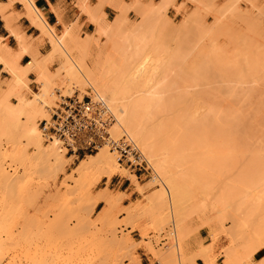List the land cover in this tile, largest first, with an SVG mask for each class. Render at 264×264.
I'll use <instances>...</instances> for the list:
<instances>
[{
  "label": "rangeland",
  "instance_id": "374dc122",
  "mask_svg": "<svg viewBox=\"0 0 264 264\" xmlns=\"http://www.w3.org/2000/svg\"><path fill=\"white\" fill-rule=\"evenodd\" d=\"M231 1L232 0H182L175 4L174 0H160L159 2L134 0L135 3L133 1L130 2V4L132 5L131 7H129L130 4L128 3L129 5L123 4V7L121 8V11L123 13L122 18L125 25L127 23L142 25L141 30L143 28L145 29L143 30L144 33L142 32V35H147L145 33H148L147 38L152 37L155 34L156 36L159 35L158 37L161 38V35L162 37H164V34L166 33L167 35L165 34V37L163 39L161 38V40L162 42L165 41L163 43H166L169 40V48L171 46L174 47V44L178 41V39L179 43H181V39H184V44H180L182 48L187 45L189 48L190 45V49H195H193L194 53L197 51L200 52L201 49H199V47L201 48L202 45V49L204 48L209 51V47L212 44L216 43L215 46L217 47V49L213 45L211 48L213 50H218V53L216 56H214L209 51L208 54L210 55L211 53V57L209 56L208 59H204V56L199 57L197 55L192 56L190 54V60V55H186L184 59H188H183L182 62L178 60V62L176 61L174 55L172 56V50H169L168 52L157 51L155 53L148 54L150 58H148L149 61H147V59L145 61L146 64L142 63V65L144 64V67H148L146 68L148 70L153 67V69L156 71L155 80L153 79L155 82L151 81L152 84L150 85L152 87V90L157 93L156 97L160 102V107L159 104L157 105L158 108H164L166 106L165 109L176 108L188 109L191 111L194 109L193 112L195 111L196 116H201L202 113L204 115L205 109L206 112L207 109H214L213 111H224L227 109L223 113H226L227 111L229 113H232L233 111V115L227 113V116L232 115V117H234V115L236 114H240L237 112V110H239V112L242 111V114L245 112L243 115L240 114V116H242L241 118H244L243 121L242 119H239V116V118H237L236 116L234 117L237 118L239 122L241 121V125L239 122V124L235 122L237 125H239V127H236L237 125L234 123V121L232 122L234 125L231 124L233 128L232 126L228 125L230 122L229 119L227 126H223L225 124V120H221L223 121L222 126L220 125L221 128L218 126L213 127L211 125H215V122H212L211 125H209V122V128H207L206 130L209 131L211 128L213 131L211 130L209 131V133L213 134L215 132L216 136L214 138H212L213 136H211V141L214 139V141H212L214 142L213 144H208L207 142L210 141L208 139H206L207 141L204 140L205 142L203 143H205L204 145L207 148H210L212 146L211 148H213V150L209 149L208 154H210V156H213L210 157L208 154H200L195 156L201 163V166L202 164H205L207 166L204 165L202 166L204 168L200 167L194 170H184L182 168L183 163L181 165L178 163V170L180 171L178 172L179 174L185 172V174L189 173L190 175H192V177L194 176L202 181H207L206 186L207 190H209L208 193L203 194L204 191L201 192V189V191H199L197 186H192V189L188 188L189 192H187L189 197L188 195H185L187 198L180 200L179 203V212L184 216V220L181 221V224L177 222V219L179 218H177L178 216H175L176 210L175 208H172L170 206L166 194V205H163L161 214L159 215V213L155 212L156 210H153L156 209V207L153 208L154 203L152 204V202L154 201V196L158 193L157 189L161 188L162 186L161 179L157 176H154L156 175L155 172H153V174L148 173L142 174L140 176H135L133 171H130L121 165H117L119 170L117 169L116 173L110 178L103 177L94 184L91 183L92 185L90 184V182H93V180L95 179V175H91V177H89L90 179L88 178V184L91 185V190L87 196V189L83 186H80V177L76 173V168L80 160L86 159L87 155H92L96 151L76 157L65 154L64 150H62L64 152H60L59 150V152L62 153L64 157V163L62 162V169V166L60 165L55 170L48 171L41 168L42 163H39L37 166H35V161H33L34 167L31 168L30 163V167L26 170L24 169V165L22 164L23 161H21V159H18L16 155L13 154L12 142L10 141V139H6L1 136L0 151L2 166L4 167L7 175H11L9 176V178H14V175H16L17 181L20 183L16 184L17 188H15L16 186L14 187L15 189L13 188L14 192H12L15 195H13L11 191L10 193L12 195H7L6 193H4V190L0 189V264H142L141 256L139 254L140 250H144L150 256L148 264H194L195 257L200 256V253H203L205 256L207 255L208 257H206L207 259H209V262L211 264H222L223 260L225 259L224 251L228 249L229 246H231L229 248L236 247L239 244H243L242 239L243 241L247 240L246 238H243L242 235H239L240 231L239 233L234 232L235 228L233 226V219L231 217H233L232 215H234L235 213L237 214V217L240 219V221L243 222V229L241 232L253 233L256 231L258 237L254 241H246L247 245L250 246V248H252L253 250V256L251 255V259L244 264H264V182H262L264 181V171H261L264 170V157H262L264 156V124H262L264 123V103H262L264 102V71L261 70L264 69V62H261L264 61V52H262L261 54V51H264L262 50L264 48L261 49V47H264V0H236V2L233 4H231ZM228 5H231V9L232 7H235V9L229 11V9H227ZM135 6H137V8L139 7L140 9L138 8V10H135ZM169 6H172V11H168ZM94 15L97 16L96 18H98L99 14L97 11H94L89 16V20L93 23V28L88 33L80 32V36H74L79 39H76L77 42H79L83 37H85L84 39H87L89 42L92 41V44L89 45L90 49H88L91 52L92 56L95 57L97 46L95 45L96 43L94 42L93 37L97 36V24L94 22ZM114 18L110 20L104 19L107 27H112L111 23L113 22ZM142 19L144 20V22ZM126 20L128 21L127 23ZM185 20L188 21H186L187 25H185ZM140 22L143 23L140 24ZM231 22L233 25H230ZM194 24L196 25L194 26ZM125 25L121 27L120 30L124 31ZM39 26L42 29V33H44L48 37L49 41L51 39L50 33L52 31V33H54L57 38L58 36L59 39L61 38L60 35H58L54 31V28H46L42 25ZM184 26L186 27L185 32H187L188 35L183 34L182 32L185 28ZM221 27L224 31L220 30ZM205 29H208L210 32L211 29L213 30L211 33H207ZM225 29L228 31H226ZM232 30L235 32L234 34ZM230 31L231 35H229ZM223 32H226V34H224ZM239 33L244 34L245 37H241V34L238 35ZM107 34L99 37L98 41L100 42L97 41L101 44H99V46H101L102 52L106 54L108 53V41L112 40L113 38L117 39L119 37V34L114 35L115 33H112V31L107 32ZM193 34H195L194 36L197 35V37H195V40L193 39ZM206 34H210L209 36L212 37V39H215V41H212V39L209 40L210 38L208 39ZM218 34H220L219 37H217ZM198 36H201V39H199ZM237 36L238 38L240 36V38H242V41L238 39ZM66 38L69 39L67 36L63 40H65L68 45L69 42L73 44L71 47H69L74 48L75 42L72 43V40L67 41ZM244 39L246 40L245 44ZM208 40L211 41V44L210 42L208 43ZM201 41H204L206 45ZM66 42L64 43L66 44ZM195 42L199 44L197 45ZM50 43L52 45V40ZM247 43L248 47H246ZM78 44H80V42ZM77 46L78 45H76V47ZM76 47L75 49L72 48L74 50H72L73 52L70 50V48L68 50L71 51L72 57L77 52L75 58L73 57L77 61L76 57H78L79 53L76 50ZM173 47H171L170 49H173ZM78 48L80 49V45L77 47V49ZM219 48L221 51L219 50ZM204 51L205 50H203V52ZM207 51L204 53H207ZM219 52L222 54V56L219 55ZM122 53V57L113 54L109 57V59L105 60L106 62H100L98 67L100 68V70L103 69L105 71L107 79L110 83L124 84L125 86H127L125 84V81L127 79H124L125 81H123L122 78L125 77H123V75H126L125 73L127 70V74H129L127 62L131 59L129 56L130 50H125ZM61 54V52L57 53V57H59L62 63L65 60V57ZM90 55L86 58V63L89 66H92L91 60L93 59V57ZM218 56H221L219 57L220 60ZM201 58L204 61H201ZM153 59L155 62L153 61ZM209 59H211V61ZM142 60L144 61V59ZM197 60L200 62H197ZM205 61L206 63H203ZM209 61L210 63H208ZM212 62H214V64ZM61 63L59 64L60 67ZM153 63L157 66H155ZM187 63L188 65L190 64V66H188ZM197 63L201 64L202 66L200 67ZM194 64L195 66L198 65L200 68L196 67V69L193 66ZM173 65L175 66V69L173 68ZM58 67L54 72L56 74V72L60 71V74L54 75L55 77H52L53 73H49L51 75H49V79L47 80L49 83H46V90L48 94L50 93L49 101L51 104H49L48 106V115H46V119L49 118L52 107L57 105V102L59 101V95L68 96L70 93V96L71 94H78L81 97L87 92L94 93L93 89L90 86H85L82 88L80 87V85L76 84V81H74V83L72 80L65 77V73L63 70L57 71ZM193 67L195 70H197L196 72L194 70V72L198 73V75L194 72H191L192 70L190 71V69ZM206 68L208 70H206ZM226 68H228V70ZM106 69H108L109 71L112 70V72L106 71ZM163 69L165 72L163 71ZM174 70L175 72H173ZM220 73H222L224 76H222V74ZM61 75H63V78ZM151 75L154 76V73ZM200 76L206 79H201ZM226 76L228 77L226 78ZM10 78H12V76H10ZM25 80L28 85V79ZM129 80L131 81L130 77L128 81ZM162 80L163 82H161ZM8 81L9 80L7 79L0 80V90H3L5 88V85ZM37 82L39 84V90L36 92H32L25 87H22L20 89V93L24 99H32L33 93L41 92V90L45 87L44 83L41 84L39 81ZM128 84L129 87H132L130 85V82ZM169 85L171 86L169 87ZM177 90L179 91V93ZM4 92L5 90L0 94H3ZM100 95L105 99L106 95H103L102 93H100ZM256 98L261 99V101ZM9 101L11 103H14L16 102V98L13 95H10ZM224 102L227 103L225 104ZM177 104L180 106V108ZM230 104L232 106H230ZM227 105L229 106V109ZM1 115H3V109H0V116ZM224 116H226V114ZM44 118L45 117H43L42 119ZM40 119L37 120L38 123L40 122ZM23 121H25L24 117L21 118L20 122L23 123ZM242 123L244 124V127ZM194 129L195 128L192 127L190 131L192 132L193 130L192 133L195 137L193 139L198 140L200 137L197 135H199V130L201 128L198 129L197 126V128L195 129H198L199 133H197L198 131H196L195 133ZM231 129H236V131L238 132V138L242 137L240 135L241 133L247 134V140L244 135L242 138L245 141H243L242 138V141L239 140L236 136V131L234 132L232 130V132L235 134L230 133ZM250 129H252V131ZM201 131L203 130L201 129ZM244 131L246 132L244 133ZM122 132L123 131L120 130V135L118 136V138L123 134L127 135L125 132ZM223 132H226V134L222 135ZM239 132L241 133L239 134ZM209 133L208 137L210 136ZM229 134L231 135V137ZM218 136L220 138L222 137V139L224 140L227 139H225L224 136H229L228 140L231 141L230 144H228L229 142L227 140V142H224L222 140L220 141V138H217ZM232 137H235L236 139L232 140ZM40 139L43 145L49 144V142L44 140L41 134ZM217 139H219V142H215L217 141ZM237 139L239 142H237ZM226 143L231 149H233L231 146H235V148L233 149L235 153L233 154H237V158L235 159L236 162H232L230 160V162H226V158L220 159V154L218 155L217 153H215V151H220L221 149H223V145H225ZM238 143L242 148L239 147L240 145H238ZM182 145L185 147L183 143ZM236 145L238 150L236 149ZM17 146L21 150L23 148L26 149V158H28L29 156L28 160L31 159L32 155L35 154L34 152H36V149L32 144L27 145L24 141H21L19 144H17ZM221 146L223 148H220ZM106 150L110 152L108 147H106ZM239 151L242 154L239 153ZM240 154L242 155L241 157L239 156ZM112 156L116 160V156L114 153H112ZM256 156L260 159L261 162L256 158ZM230 159L232 160L231 157ZM147 160L153 167L152 161L149 159ZM191 160L194 161V158H192ZM49 161H53L51 157ZM177 161L184 162V160L180 157ZM258 161L259 165H257ZM231 162L232 165H234L232 167L227 166V164L230 165ZM242 165H245V167H243ZM240 166H242L241 168L243 171L247 169V166L249 167L248 169L251 173L249 174L248 172V175L250 176H248L246 173V177L248 176L250 177V180L255 181H252L253 186H249L250 189H246L245 187L246 185L244 182L246 181L247 183L248 181L245 180L248 178L243 177L245 173L242 176L243 178H240L243 173H239V171L241 172ZM250 166L252 167V169ZM256 170L259 173H256ZM118 171L120 172V174ZM224 171H226L227 174ZM251 174L254 175L253 179ZM153 178L155 179L153 180ZM132 179L136 180L134 181ZM149 180H152V182L156 183H153L154 185L150 184L152 182H150ZM235 181H237V183L240 185L244 183L242 186L245 188V190L242 189L243 192H240L242 187L239 186V188L241 187L239 191L240 193L237 194L236 189H234V192L230 190L231 193L229 194L230 191L228 192V190L233 189L232 186L235 188V185L237 184ZM229 185L231 186V188L229 187ZM105 186L107 189L106 192L108 197L113 200V205L110 208L109 213V220H111L109 224H107L109 221L106 220V223V221L103 220L105 217V215L103 216V213L109 209L108 205L99 202L94 207L93 211H90L95 197L98 194L104 193L103 189ZM137 188H139L140 191H138L139 189ZM244 194L248 196L244 197ZM8 196L11 197V199ZM222 199L226 200L223 201ZM227 201H230V204ZM160 217H163V219ZM202 228L208 230L209 236L207 240L204 243H199L200 252L198 251L194 254L189 253V241ZM240 236L242 239L237 240L238 238H240ZM162 238L166 239L165 242L161 241ZM114 240L115 242H121L125 244V247L122 248L121 252L117 256L113 254L115 249V244L113 242ZM235 241L236 246H232V242L234 243L233 245H235ZM127 248L129 250H127ZM205 262L206 261L204 258L203 263L207 264V262Z\"/></svg>",
  "mask_w": 264,
  "mask_h": 264
},
{
  "label": "bare ground",
  "instance_id": "6f19581e",
  "mask_svg": "<svg viewBox=\"0 0 264 264\" xmlns=\"http://www.w3.org/2000/svg\"><path fill=\"white\" fill-rule=\"evenodd\" d=\"M26 3L25 0H22ZM29 1V0H28ZM118 1V0H116ZM134 2V0H132ZM238 1V0H237ZM110 2V1H109ZM120 2V1H119ZM136 2V1H135ZM134 2V3H135ZM236 0H232L231 1V4L235 3ZM31 2H29L30 4ZM116 4V3H115ZM125 4V3H124ZM130 4V3H129ZM128 4V5H129ZM118 5V4H117ZM123 4L119 3V6H118V9H119V13L115 16L113 22L111 23L112 24V27H107L106 24H105V20H104V16L105 14L101 11V13H99L100 15L98 16V18H96L97 16H95L94 18V22L97 24V36H94L93 37V40L94 42L96 43L95 45L97 46V50H96V53H95V57L92 56L91 52L89 51L90 47L89 45H91L92 41H88L87 39H84L85 37H83L79 42L80 44H78L79 42H77V40H79L76 36L77 34H75L76 36H74L72 33L70 34V30L67 28L63 31L62 35H60V39H59V36L58 38L55 36L54 33H52L51 31V39H50V42L52 40V49L49 53H47L46 55V58H42L43 61H41V63H34L35 64V69L38 71H36L38 74V78H37V81H39L41 84L44 83L45 87L41 90V92H37V93H33V98L32 99H24L23 96L21 95L20 93V89L22 87H25L28 89V85H27V82L25 79H27L26 77V74L27 72H29L31 69H32V65L33 63H29V65H25V66H20L17 64V61H18V57L20 56V54L23 52V50H20L21 52H18V53H13V52H9V51H5V52H0V62L3 63L4 65V68L8 71V73L10 74V76H12V78L9 79V81L6 83L5 85V88L3 90H0V91H4L5 92L3 94H0V109H3V115L0 116V137L3 136L4 138L6 139H10V141L12 142V150H13V154L16 155V157L18 159H21L22 164L24 165V169H28L30 167V163H31V168L34 167V164H33V161H35V166H37L39 163H42V166L41 168L42 169H46L48 171H52V170H55L58 166H62L61 169L63 168V161H64V157H63V154L60 153L62 151V149H60L59 147V143L54 140L53 142H49V144L47 145H43L42 142H41V139H40V134L41 132L39 133V130L40 128L38 129V125L39 123L37 122L38 119H42L43 117H47L46 115L47 112H48V106L50 104V93L48 94L47 92V86H46V83L48 82L47 80L49 79V73L47 71V68H46V62L50 61L49 59H51V62L54 60H52L53 56L59 52H61L62 54L61 55H64L65 57V60L61 63V67L59 65V68L57 69V71L59 70H63L64 73H65V77H67L68 79L72 80L73 82L76 81V84L77 85H80V87H85V86H90L94 93L98 96H100L101 98H103L100 93H102L103 95H106L105 97V102L107 104V107L108 109L110 110V112L113 114L114 116V120L115 122L112 124V126L110 127L109 129V133H110V136L113 138V139H118V136L120 135V130L125 132L127 134V136L132 140V142L134 143L135 147L140 151V153L146 158V159H149L152 161L153 163V167L151 166V163L149 162V165L150 167L152 168L153 172H155L156 175L154 176H157L161 179V182H162V186L161 188L157 189L158 190V193L154 196V201L152 202V204L154 203L153 205V208L156 207V209H153L156 213H159V215L161 214V210L163 208V205L166 203V195L168 197V200H169V204L172 208H175L176 210V214L175 216L179 219H177L179 222V224H181V221L184 220V216L179 212V203H180V200L182 199H185L187 198L186 196L188 195V188L192 189V186L195 187L197 186L198 187V190L203 192L204 193H208L209 190H207V181H202L200 179H197L196 177H192V175H190L189 173H186L183 172L181 174H179L178 172H180L178 169V163L181 165L183 163V166L182 168L184 170H188V169H197V168H200L202 166H204L205 164H202L201 166V163L198 161V159L195 157L197 155H200V154H208L209 152V149L213 150V148H207L203 143L205 141H207L206 139L210 140L208 141L207 143H211L213 144L214 142V139L211 141L212 138H214L216 136V133L214 132L213 134H210L209 131H211L212 129L210 128L209 131H207L206 129L209 128V125H211L212 122H215V125H211V126H218L220 127V125L222 126V122L221 120H225V124L223 126H227V123H228V119L229 121V124L230 126H232L231 124H233L232 122L234 121V123H238L239 120L237 118H239L240 120L242 119V121L244 120V118H241L242 116H240V114H242L241 112H239V110H237L238 113L240 114H236L234 115V117L236 116L237 118H234L232 117V113H234L232 111V113L230 112H226V113H223L225 112L226 110L224 111H213L212 109H207V112H206V109H205V113L203 115V113L200 115H197L196 116V113L195 111L193 112V110H188V109H165L164 108H158L157 105L160 103L159 100L157 99V93L155 91L152 90V87L150 84L151 81H154L155 80V70L153 69V67H151V69H146L148 67H144V64L142 65V63H145V61L149 58V53H155L157 51H162V52H168L169 50L173 51L171 54L172 56L174 55L176 61H180L182 62L183 59L185 58L186 55H192V56H199V57H203L204 59H208L209 56L211 57V53L212 55L216 56L217 53H218V50L217 47L215 46V44H212L213 46L216 47V51L213 50L211 47L212 45H208L210 46V55L208 54L209 51H207L206 49H202V46L201 48L199 47V49H201V51H196L197 52H193V49L191 48L190 49V45H189V48H188V45L183 47L180 46L184 44V39H181V43H179V39L178 41L174 44V47L173 49H170L169 48V45H168V42L169 40L166 42V43H163L165 41L162 42L161 38L163 39L165 37V34H164V37H162L161 35V38L153 35L152 37H149L147 38V35L148 33H145L147 35H142V32L143 30H145L144 28L141 30L142 28V25H136L134 23H127L128 21L126 20V25L125 23L123 22V13H122V6ZM127 5V4H126ZM32 6V5H31ZM100 4H98L97 6V9H101L100 8ZM116 6V5H115ZM132 5L130 4L129 7H131ZM139 6V4H138ZM231 5H228L227 9H229V11L235 9V7H230ZM126 7V6H124ZM137 8V6H135ZM141 7V6H140ZM135 10H138V8ZM34 11H37L34 9V7L32 8ZM126 9V8H125ZM140 9V8H139ZM134 10V9H133ZM39 12V11H37ZM142 13V12H141ZM236 14V13H235ZM104 15V16H102ZM245 15V14H244ZM198 16V15H197ZM200 17V15H199ZM194 18V16H193ZM188 19V18H186ZM143 20V19H142ZM192 20V19H190ZM189 20V21H190ZM194 20V19H193ZM196 20V19H195ZM201 20V19H200ZM187 20H185V25H187ZM144 22V20H143ZM142 22V23H143ZM148 22V21H147ZM191 22V21H190ZM110 23V22H109ZM124 23V24H122ZM140 22V24H142ZM183 23V22H182ZM193 23V22H192ZM203 23V22H202ZM184 24V23H183ZM201 24V23H200ZM232 24V22L230 23V25ZM125 25V29L124 31L123 30H120L121 27H123ZM192 25V24H190ZM196 24H194L195 26ZM205 25V23H204ZM221 25V24H220ZM233 25V24H232ZM180 26V25H179ZM178 26V27H179ZM183 26V25H182ZM201 26V25H200ZM222 26V25H221ZM46 28H51L49 26H45ZM153 27V26H151ZM185 27V26H184ZM226 27V26H225ZM174 28V27H173ZM202 28V27H201ZM204 28V27H203ZM224 28V27H223ZM148 29V28H147ZM171 29V28H170ZM182 29V28H181ZM185 29L186 27L184 28V30L182 31L183 34H186L188 35L187 32H185ZM227 29V28H226ZM225 29V30H226ZM155 30V29H154ZM177 30V28H176ZM193 30V29H192ZM206 30V29H205ZM208 30V29H207ZM206 32L208 33H211L213 29H211V32L208 30ZM218 30V29H217ZM222 30V27L221 29ZM235 30V29H233ZM232 30L233 34L235 33L234 31ZM112 31V33L114 32L115 34L114 35H118L119 34V37L117 39H112L108 41V44H107V50H108V53H103L102 50H101V46H99L100 41H98L99 37H101L102 35H106L107 32H110ZM188 31V29H187ZM215 31V30H214ZM224 31V30H222ZM228 31V30H226ZM122 32V33H121ZM192 32V31H190ZM202 32V31H201ZM144 33V32H143ZM200 33V32H199ZM205 33V32H204ZM224 33V32H223ZM238 33V32H236ZM191 34V33H190ZM196 34V33H195ZM195 34H193V39L195 40V37L194 36ZM226 34V32L224 33ZM241 33H239L238 35H240ZM73 35V36H71ZM108 35V34H107ZM111 35V34H110ZM167 35V34H166ZM204 35V34H203ZM210 35V34H209ZM209 35L206 34L207 38L209 40L212 39V37H210ZM214 35V34H213ZM220 34H218L217 37H219ZM222 35V34H221ZM231 35V31H230V34ZM69 39L66 38L67 41H71L72 40V43H74V46L76 47V45H80V49L76 47V50L78 51L79 55L77 58V61L74 59L75 58V55L77 54V52L75 53V55L72 57L71 55V51L73 49H75V47L72 49L70 48L73 44H71L69 42V45L68 43L63 40L65 37H67ZM146 36V37H145ZM191 36V35H190ZM212 36V35H211ZM215 36V37H216ZM226 36V35H225ZM224 36V37H225ZM76 37V38H75ZM109 37V36H108ZM168 37V36H167ZM201 36H198L199 39ZM216 37V38H217ZM236 37V36H235ZM241 37H245L244 34H241ZM71 38V39H70ZM230 38V37H229ZM238 38V36H237ZM62 39V40H61ZM77 39V40H76ZM190 39V38H189ZM197 39V38H196ZM204 39V37H203ZM231 39V38H230ZM234 39V38H232ZM241 41H242V38H239ZM237 39V40H238ZM167 40V39H166ZM198 40V39H197ZM208 40V43L210 42L211 44V41ZM215 41V39H212V41ZM218 40V39H217ZM216 40V41H217ZM61 41H64L66 42V44L64 42H61ZM98 41V42H97ZM245 39H244V44H245ZM193 42V40H192ZM199 42V41H197ZM202 42V41H201ZM200 42V43H201ZM236 42V41H235ZM89 43V44H88ZM188 43V42H187ZM196 43V42H195ZM204 43V41L202 42ZM104 44V43H103ZM164 44V45H162ZM197 44V43H196ZM199 44V43H198ZM197 44V45H198ZM205 44V43H204ZM251 44V42H250ZM65 45V46H64ZM67 45V46H66ZM101 45V44H100ZM206 45V44H205ZM70 46V47H69ZM195 46V44H194ZM245 46V45H244ZM70 50H68L69 48ZM205 47V46H204ZM246 47H248V43L246 45ZM252 47V45H251ZM89 48V49H88ZM196 48V47H195ZM207 48V47H206ZM264 48V47H261V49ZM22 49V48H21ZM103 49V48H102ZM198 49V50H199ZM248 49V48H247ZM260 49V48H258ZM94 50V49H93ZM92 50V51H93ZM125 50H130V60L127 62V65H128V69H129V74H127L128 70H124L126 71V75H123L124 78L123 81H125L124 79H127L125 82V84L127 86H125L124 84H118V83H110L107 79V75L105 74V71L103 69L100 70V68L98 67L99 63L109 59L110 56H112L113 54L114 55H118L120 57H122L123 55V51ZM195 50V49H194ZM203 50H205L204 52L207 51V53H204ZM212 50V51H211ZM220 50V48H219ZM264 50V49H262ZM74 51V50H73ZM72 51V52H73ZM80 51V52H79ZM193 54H192V52ZM221 51V50H220ZM25 52V51H24ZM259 52V51H258ZM262 52L264 51H261V54ZM175 53V54H173ZM91 54V55H90ZM260 54V53H259ZM92 56L93 59L91 60L92 61V66H89L87 63H86V58L88 56ZM170 55V54H169ZM191 55L189 56V60L191 59ZM219 55L222 56V54L219 52ZM56 56V55H55ZM58 56V55H57ZM60 56V55H59ZM213 56V57H214ZM221 56H218L221 57ZM260 56V55H259ZM116 57V56H115ZM112 58V57H111ZM46 59V60H45ZM113 59V58H112ZM144 59V61L142 60ZM150 59V58H149ZM149 59L147 61H149ZM169 59V58H168ZM188 59V58H186ZM184 59V60H186ZM199 59V58H198ZM202 59V58H201ZM212 59V58H211ZM211 59H209L211 61ZM89 60V59H88ZM195 60V59H194ZM214 60V59H213ZM220 60V58H219ZM154 61V59H153ZM178 61V62H179ZM201 61H204L203 59ZM210 61L208 63H210ZM44 62V63H43ZM106 62V61H105ZM155 62V61H154ZM162 62V61H161ZM167 62V61H165ZM197 62H200L197 60ZM221 62V61H220ZM261 62H264V61H261ZM108 63V61H107ZM203 63H206L203 62ZM214 64V62H212ZM227 63V62H226ZM245 63H248V62H245ZM260 63V62H259ZM40 64V65H39ZM44 64V66H43ZM91 64V62H90ZM146 64V63H145ZM154 64V63H153ZM181 64V63H180ZM185 64V63H183ZM192 64V62H191ZM200 67L202 66V62L201 64L197 63ZM196 64V65H197ZM225 64V63H223ZM228 64V63H227ZM148 65V64H147ZM155 65V64H154ZM179 65V64H177ZM176 65V66H177ZM188 65V63H187ZM195 66V64L193 65L195 68L196 67H199V66ZM216 65V63H215ZM260 65V64H259ZM34 66V65H33ZM130 66V67H129ZM146 66V65H145ZM150 66V65H149ZM157 66V65H155ZM190 66V64L188 65ZM204 66V64H203ZM43 67V68H42ZM175 66L173 65V68ZM194 67L190 69L191 72H194ZM199 67V68H200ZM209 67V65H208ZM225 67V66H223ZM229 67V66H228ZM110 68V67H109ZM150 68V67H149ZM237 68V67H236ZM235 68V69H236ZM259 68V67H258ZM4 69V70H5ZM56 69V68H55ZM165 69V67H164ZM163 69V71H164ZM172 69V68H170ZM175 69V68H174ZM177 69V67H176ZM197 69V68H196ZM213 69V68H212ZM217 69V68H216ZM228 70V68H226ZM231 69V68H230ZM244 69V68H243ZM261 69V68H260ZM114 70V69H113ZM151 70V71H150ZM168 70V69H167ZM189 70V69H188ZM206 70H208L206 68ZM219 70V69H218ZM225 70V69H224ZM262 71H264V69H261ZM106 71H109L108 69H106ZM158 71V70H157ZM169 71V70H168ZM189 71V72H190ZM197 70H195L196 72ZM200 71V70H199ZM213 71V70H212ZM243 71V70H241ZM109 72H112V70H110ZM114 72V71H113ZM165 72V71H164ZM175 72V70L173 71ZM190 72V73H191ZM194 72V73H195ZM205 72V71H204ZM209 72V71H208ZM154 73V76L151 75ZM179 73V71H178ZM176 73V74H178ZM193 73V74H194ZM226 73V72H224ZM57 74H60V71L59 72H55L53 73V76L52 77H55L54 75H57ZM131 74V75H130ZM170 74V73H169ZM174 74V73H173ZM198 75V73H195ZM194 74V75H195ZM222 74V73H220ZM63 75L62 78H63ZM193 75V76H194ZM200 75V74H199ZM212 75V74H211ZM51 76V75H50ZM159 76V75H158ZM196 76V75H195ZM222 76H224L222 74ZM221 76V77H222ZM51 77V78H52ZM57 77V76H56ZM131 79V81L128 79ZM201 79L203 78L202 76H200ZM228 76H226L227 78ZM168 78V77H167ZM239 78V77H238ZM53 79V78H52ZM154 79V80H153ZM196 79V78H195ZM200 79V80H201ZM204 79V78H203ZM206 79V78H205ZM204 79V80H205ZM63 80V79H62ZM66 80V79H65ZM197 80V79H196ZM227 80V79H226ZM128 81V82H127ZM209 81V80H208ZM53 82V80H52ZM70 82V81H69ZM79 84H78V83ZM122 82V80H121ZM130 82V85L132 87H129V83ZM155 82V81H154ZM163 82V80L161 81ZM174 82V81H173ZM49 83V82H48ZM68 83V82H67ZM75 83V82H74ZM124 83V82H123ZM167 83V82H166ZM71 84V83H70ZM121 85V86H120ZM73 86V85H72ZM75 86V85H74ZM123 86V87H122ZM153 86V85H152ZM157 86V85H156ZM162 86V85H161ZM171 85H169L170 87ZM127 87V88H125ZM168 87V86H167ZM175 87V86H174ZM79 88V87H78ZM81 88V90H82ZM131 88V89H130ZM166 88V87H165ZM183 88V87H182ZM160 89V88H159ZM169 89V88H168ZM167 89V90H168ZM131 90V91H130ZM164 90V88H163ZM163 90H160V91H163ZM100 93H99V92ZM157 91V90H156ZM173 91V90H172ZM178 91V90H177ZM183 91V90H182ZM0 92V93H2ZM165 92V91H164ZM170 92V91H169ZM161 93V92H160ZM158 93V94H160ZM179 93V91H178ZM183 93V92H181ZM180 93V95H181ZM187 93V92H186ZM175 94V93H174ZM232 94V93H231ZM10 95H13L15 98H16V102L14 103H11L9 101V96ZM70 95V93H69ZM72 95V94H71ZM162 95V94H160ZM179 96V95H177ZM231 96V95H230ZM253 96V95H252ZM261 96V95H260ZM219 97V96H218ZM244 97V96H243ZM250 97V96H249ZM184 98V97H183ZM189 98V97H188ZM195 98V97H194ZM198 98V97H197ZM213 98V97H212ZM222 98V97H221ZM237 98V97H236ZM262 98V97H260ZM206 99V98H205ZM224 99V98H223ZM226 99V98H225ZM230 99V98H229ZM232 99V98H231ZM256 99H259V98H256ZM255 99V101H256ZM163 100V99H162ZM210 100V99H209ZM214 100V99H213ZM221 100V99H220ZM236 100V99H235ZM199 101V100H198ZM212 101V100H211ZM223 101V100H222ZM244 101V100H243ZM254 101V102H255ZM259 101H261V99H259ZM165 102V101H164ZM193 102V101H192ZM206 102V101H204ZM217 102V101H215ZM230 102V101H229ZM236 102V101H235ZM183 103V102H181ZM179 103V104H181ZM191 103V101H190ZM225 104L227 102H224ZM234 103V102H233ZM246 103V102H245ZM261 103V102H260ZM264 103V102H262ZM51 105V104H50ZM178 105V104H177ZM194 105V104H193ZM192 105V106H193ZM238 105V103H237ZM242 105V104H241ZM240 105V106H241ZM170 106V105H169ZM179 106V105H178ZM218 106V104H217ZM228 106V105H227ZM226 106V107H227ZM230 106H232L230 104ZM159 107H160V104H159ZM177 107V106H176ZM195 107V106H194ZM210 107V106H209ZM180 108V106H179ZM234 108V107H233ZM204 109V108H202ZM228 109H229V106H228ZM231 109V108H230ZM201 110V108H200ZM197 111V110H196ZM250 111V110H248ZM262 112V111H261ZM260 112V113H261ZM207 113V114H206ZM222 113V114H220ZM232 114L230 116H227L228 114ZM236 113V112H235ZM245 113V112H244ZM243 113V114H244ZM247 113V112H246ZM258 113V112H257ZM206 114V115H205ZM226 114V116H224ZM242 114V115H243ZM255 114V112H254ZM259 114V113H258ZM262 114V113H261ZM224 116V117H223ZM239 116V117H238ZM24 117L25 118V121H23V123L20 122L21 118ZM228 117V118H227ZM261 118V117H260ZM40 119V120H41ZM247 119V118H246ZM238 120V121H237ZM252 120V119H251ZM227 121V122H226ZM246 121V120H245ZM250 121V120H249ZM210 122V124H209ZM221 124H219V123ZM241 122V121H240ZM239 122V123H240ZM235 123V124H236ZM238 123V124H239ZM253 123V122H252ZM251 123V124H252ZM209 124V125H208ZM214 124V123H213ZM218 124V125H216ZM243 124V123H242ZM245 124V122H244ZM244 124H243V127H244ZM264 124V123H262ZM234 125V124H233ZM237 125V124H236ZM235 125V126H236ZM241 125V123H240ZM198 126V129H202L203 131H201V129L198 131L195 130ZM207 126V127H206ZM234 126V128H235ZM195 128V133L196 131H198L197 133H199V136L198 140L196 139H193L195 138L193 136V130L192 132L190 131L191 129ZM236 127H239V125H237ZM241 127V126H240ZM216 128V127H215ZM221 128V127H220ZM233 128V126H232ZM262 128V127H261ZM238 129V128H237ZM240 129V128H239ZM216 130V129H215ZM219 130V129H218ZM217 130V131H218ZM233 129L230 130V133H233L232 132ZM242 130V129H241ZM240 130V131H241ZM252 131V129H250ZM213 131V130H212ZM220 131V130H219ZM218 131V132H219ZM229 131V130H227ZM234 132L236 131L233 130ZM122 132V133H123ZM242 132V131H241ZM239 132V134L241 133ZM246 131H244L245 133ZM249 132V131H248ZM194 133V134H195ZM208 133H209V137H208ZM229 133V132H228ZM238 132L236 131V136L238 138ZM260 133V132H259ZM215 134V135H214ZM221 134V133H220ZM226 134V132L222 135ZM235 134V133H233ZM232 134V136H233ZM251 134V132H250ZM230 135V134H229ZM242 137L243 135L246 137V140H247V134H240ZM196 136V137H197ZM211 136H213L211 138ZM235 136V137H236ZM252 136V135H251ZM225 139L229 142L228 144H230L231 141L228 140V137L229 136H224ZM231 137V135H230ZM233 138L232 140L236 139V138ZM241 137V138H242ZM217 138H220L219 136ZM241 138H238L239 140H241ZM237 139V142H239ZM254 139V138H253ZM205 140V141H204ZM219 139H217V141L215 142H219L218 141ZM226 141L224 139H222V137L220 138V141ZM243 140V138H242ZM241 140V141H242ZM21 141H24L26 142L27 145H33L36 149V152H34L35 154L32 155L31 159L28 160V158H26V149L23 148L22 150L17 146V144H19ZM226 141V142H227ZM245 141V140H243ZM182 143L185 145V147L182 145ZM206 143V144H207ZM233 143V141H232ZM231 143V145H232ZM242 143V142H240ZM247 143V142H246ZM181 144V145H180ZM224 144V143H223ZM228 144L226 143V147L225 145H223V147L221 146L220 148H223L221 149L220 151L217 150L215 151V153H217L220 157V159H225L226 158V162H228L229 160L232 161V162H236V158H237V154H233L235 153L234 152V148L235 146H231L233 149H231ZM221 145V144H220ZM238 145H240L238 143ZM183 146V147H182ZM106 144H101L96 152L92 155H87V158L86 159H82L80 160L77 168H76V173L79 175L80 177V186H83L84 188L87 189V196H88V193L90 192L91 190V185L94 184L95 182L99 181L101 178L103 177H106V178H110L112 175H114L118 169V162H116L117 160H115V158L112 156V153L108 152L106 150ZM209 147V146H208ZM215 147V146H214ZM228 147V149H227ZM241 147V145L239 146ZM244 147V146H243ZM250 147V146H249ZM230 148V149H229ZM242 148V147H241ZM236 149H237V145H236ZM60 150V152H59ZM215 150V148H214ZM238 150V149H237ZM245 150V148H244ZM260 150V149H259ZM258 150V151H259ZM241 151V150H240ZM239 151V153H241ZM251 151V150H250ZM64 152V151H62ZM214 152V151H213ZM238 152V151H236ZM244 152V151H243ZM245 153V152H244ZM256 153V152H255ZM254 153V154H255ZM242 154V153H241ZM239 155L240 157L242 155ZM249 154V153H248ZM258 154V153H257ZM210 156V154H208ZM212 155V154H211ZM216 155V154H215ZM217 155V156H218ZM234 155V156H233ZM244 155V154H243ZM250 155V154H249ZM256 155V154H255ZM213 156V155H212ZM210 156V157H212ZM218 156V157H219ZM254 156V155H253ZM252 156V157H253ZM50 157L51 159L53 160L52 162H50ZM181 158L184 160V162H180V161H177L178 158ZM215 157V156H214ZM230 157L232 158V160L230 159ZM239 157V158H240ZM250 157V156H249ZM264 157V156H262ZM70 158V157H69ZM194 158V161H192L191 159ZM229 158V159H227ZM257 158V156H256ZM33 159V160H32ZM235 161H234V160ZM242 159V158H241ZM244 159V158H243ZM259 161L260 159L257 158ZM224 161V160H223ZM224 161V162H225ZM229 161V162H230ZM241 161V160H240ZM257 161V160H256ZM255 161V162H256ZM259 161L256 163L257 165H259ZM63 162V163H62ZM223 162V163H224ZM232 162L230 163V165L227 164V166H233L232 165ZM250 162V161H249ZM248 162V164H249ZM261 162V161H260ZM189 163V164H188ZM254 163V162H253ZM222 164V163H221ZM236 164V163H235ZM262 164V163H261ZM224 165V164H223ZM237 165V164H236ZM189 168H188V167ZM207 166V165H205ZM243 166V165H242ZM242 166H240V169H241V172L239 171V173H242L241 175V179L244 177V178H248V179H245V180H248L247 183L246 181L244 182L245 183V187L246 189L249 188V186H253V182H255L254 180H250V175H248V172H249V167L247 166L245 169V171L242 170ZM209 167V166H208ZM229 167V168H231ZM235 167V166H234ZM237 167V166H236ZM245 167V165L243 166ZM251 167V166H250ZM259 167V166H258ZM60 168V167H59ZM204 168V167H202ZM228 168V169H229ZM257 168V167H256ZM261 168V166H260ZM260 168H259V172H260ZM238 169V168H237ZM236 169V170H237ZM244 169V168H243ZM252 169V167H251ZM255 169V168H254ZM119 170V169H118ZM238 171V170H237ZM254 171V170H253ZM261 171H264V170H261ZM25 172V171H24ZM119 172V171H118ZM188 172V171H187ZM226 174L228 172L224 171ZM258 171L256 170V173ZM258 172V173H259ZM191 173H195V172H191ZM245 173V174H244ZM246 173H247V177H246ZM251 172H249L250 174ZM253 173V172H252ZM120 174V172H119ZM185 174V175H184ZM244 174V176H243ZM91 175H95V179L93 180V182H90V184H88V178L91 177ZM126 175V174H125ZM252 175V174H251ZM9 176L11 175H7V173L5 172L4 170V167L2 166V163H1V151H0V189L4 190V193H6L7 195H12L10 193V191L12 192L15 188H17L16 184L20 183L17 181V178H16V175H14L15 177H10ZM243 176V177H242ZM254 175H252V179L254 178L253 177ZM18 177V176H17ZM156 177V178H157ZM135 178V177H134ZM90 179V178H89ZM152 179V178H151ZM155 178H153L154 180ZM19 180V178H18ZM134 180V179H132ZM136 180V179H135ZM134 180V181H135ZM158 180V179H157ZM261 180V179H259ZM92 181V180H91ZM133 181V182H134ZM150 181V180H149ZM209 181V180H208ZM253 181V182H252ZM152 182V180L150 181ZM160 182V181H159ZM237 183V181H235ZM243 182V181H242ZM264 182V181H262ZM137 183V182H136ZM154 182L150 183V184H153ZM156 183V182H155ZM154 183V184H155ZM202 183V184H201ZM242 183V185L244 184ZM249 183V184H248ZM138 184V183H137ZM153 184V185H154ZM193 184V185H192ZM231 184V183H229ZM238 184V183H237ZM236 184V185H237ZM135 185V184H134ZM191 185V187H190ZM202 185V186H201ZM235 185V184H233ZM235 185V188L232 186L233 189H229L228 192L231 190L233 191L234 189H236L237 191V194L240 193V192H243V190H245V188L238 184L237 186ZM16 186V187H15ZM239 186H241V191H240V188ZM15 187V188H14ZM19 187V186H18ZM136 187V186H135ZM229 187L231 188V186L229 185ZM4 188V189H3ZM14 188V189H13ZM209 188V186H208ZM227 188V187H226ZM225 188V190H226ZM262 188V187H261ZM139 189V188H137ZM195 189V188H194ZM201 189V190H200ZM239 189V190H238ZM250 189V188H249ZM106 186L104 187L103 189V192L102 194H98L92 205H91V208H90V211H93L94 207L99 203V202H102L106 205H108L109 209L103 213V216L105 215L104 217V221H109L107 224H109L111 222V220H109L110 218V208L112 207L113 205V200L110 199L107 195V192H106ZM142 190V189H141ZM207 190V191H206ZM140 191V189L138 190ZM188 191V192H187ZM195 191V190H194ZM231 191L229 192V194L231 193ZM240 191V192H239ZM248 191V190H247ZM1 192V190H0ZM8 192V193H7ZM14 192V191H13ZM12 192V193H13ZM234 192V191H233ZM232 192V193H233ZM166 194V195H165ZM236 194V195H237ZM13 195H15L13 193ZM186 195V196H185ZM238 196V195H237ZM246 196V194H244V197ZM248 196V195H247ZM246 196V197H247ZM4 197V195H3ZM9 197V196H8ZM86 197V196H85ZM189 197V195H188ZM7 198V197H6ZM11 199V197H9ZM193 198V196H192ZM226 198V197H225ZM230 198V197H229ZM259 198V197H258ZM238 199V198H237ZM223 200V199H222ZM226 200V199H224ZM223 200V201H224ZM230 200V199H228ZM235 200V199H234ZM233 201V200H232ZM239 201V200H238ZM250 201V200H249ZM228 202V201H227ZM230 202V201H229ZM228 202V203H229ZM237 202V200H236ZM221 203V202H220ZM235 203V202H234ZM230 204V203H229ZM166 205V204H165ZM7 209V208H6ZM109 214V215H108ZM108 215V216H107ZM174 215V214H173ZM233 217H231L233 219V226H234V232L235 233H239V235H242L243 238H246L247 242L249 241H254L255 239H257V234H256V231L253 232V233H242V229H243V222L240 221V219L237 217V214L235 213L234 215H232ZM107 218V219H106ZM163 219V217H160ZM175 221V219H174ZM185 224V223H184ZM179 226V225H178ZM1 227V226H0ZM185 228V227H184ZM179 231V230H178ZM177 232V231H176ZM233 232V231H232ZM259 232V231H258ZM177 235V234H176ZM238 235V237H239ZM230 236V235H229ZM233 236V235H232ZM236 238V237H235ZM232 239V238H231ZM237 239V238H236ZM239 239H242L241 236L240 238H238L237 240ZM236 240V241H237ZM178 241V240H177ZM233 241V240H231ZM236 241H235V245H233L234 243L232 242V246H236ZM246 241H243L242 239V242L243 244H239V248L238 246L236 247H232V248H229L231 246L228 247V249H226L224 252V256H225V259L223 260L222 264H244V263H247L248 260H250L251 258V255L253 256V250L252 248H250V246L247 245V242ZM115 246H114V252L113 254L115 256H117L122 248L125 247V244L124 243H121V242H115V240L113 241ZM238 242V241H237ZM1 243V242H0ZM241 243V242H240ZM231 245V244H230ZM250 245V244H249ZM178 247V246H177ZM1 248V246H0ZM127 250H129L127 248ZM200 252V251H199ZM130 253V252H129ZM207 256V255H206ZM203 253H200V257L205 258V261L207 262V264H211L209 262V259H207ZM138 260V259H137ZM188 261V260H187ZM205 262V263H206ZM37 264H40V263H37ZM189 264V263H188Z\"/></svg>",
  "mask_w": 264,
  "mask_h": 264
},
{
  "label": "crops",
  "instance_id": "0c3cea01",
  "mask_svg": "<svg viewBox=\"0 0 264 264\" xmlns=\"http://www.w3.org/2000/svg\"><path fill=\"white\" fill-rule=\"evenodd\" d=\"M25 1L26 3L22 0H0V52L9 51L18 53L21 52L20 50H23L18 57L17 64L25 66L33 63L34 66L32 65V69L27 72L26 77L28 79V90L36 92L39 90V84L37 82L39 73H37V68L34 71V63H41L46 58L47 53L52 49L48 37L42 33L39 25H47L54 28V31L58 35H61L68 28L71 31L70 33L80 36V32L88 33L93 28V23L89 20L92 12L97 11L99 14L102 11L105 14L104 19L110 20L119 13L117 7L119 3L128 4L132 0ZM140 1L159 2L160 0ZM180 1L182 0H174V3L176 4ZM29 2L31 3L29 4ZM98 4L101 5V9H97ZM33 7L39 12L34 11L32 9ZM168 11H172V6L168 7ZM55 55L52 58V60L54 59L52 62L51 59L46 63L43 62L46 64L48 73H54L55 68L60 64L61 60L57 57V54ZM4 69L3 63L0 62V80H9L10 74ZM208 236L207 229H200L189 241L188 252L192 254L198 252L200 247L199 243H204ZM139 254L142 264H148L150 256L144 250H140ZM194 264L204 263L200 256H196Z\"/></svg>",
  "mask_w": 264,
  "mask_h": 264
},
{
  "label": "built area",
  "instance_id": "2783aa9c",
  "mask_svg": "<svg viewBox=\"0 0 264 264\" xmlns=\"http://www.w3.org/2000/svg\"><path fill=\"white\" fill-rule=\"evenodd\" d=\"M114 116L103 98L93 92L61 96L52 107L49 118L39 122L41 136L47 142L56 140L69 156H80L106 144L119 165L133 171L135 176L153 174L147 159L125 134L118 139L110 136ZM165 238L161 241L165 242Z\"/></svg>",
  "mask_w": 264,
  "mask_h": 264
}]
</instances>
